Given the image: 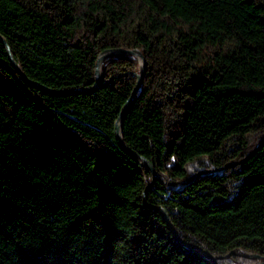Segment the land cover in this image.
Segmentation results:
<instances>
[{
  "label": "trees",
  "instance_id": "1",
  "mask_svg": "<svg viewBox=\"0 0 264 264\" xmlns=\"http://www.w3.org/2000/svg\"><path fill=\"white\" fill-rule=\"evenodd\" d=\"M0 36L52 89L145 60L122 148L135 56L53 93L0 42V264L264 257V0H0Z\"/></svg>",
  "mask_w": 264,
  "mask_h": 264
},
{
  "label": "water",
  "instance_id": "2",
  "mask_svg": "<svg viewBox=\"0 0 264 264\" xmlns=\"http://www.w3.org/2000/svg\"><path fill=\"white\" fill-rule=\"evenodd\" d=\"M0 42L5 47L8 62L10 63L12 68L19 75H21L27 82H29V83H31V84H33L35 86H38L40 88H43L45 90H48L50 92H53V93H60V92L68 91V90H72V89H74L76 91H88V90H91L92 88L96 87L98 85L99 81H100V78H101L100 62H101V59L105 55H108V54H129V55L136 56L137 59H138V63H139L138 69L136 71H128V73H130V74L135 76V81H134V83H133V85H132V87L130 89L129 96L123 102V104L120 107V110L118 111V113H117V115H116V117L114 119V122H113L114 135H115L116 139L118 140L120 146L122 148H125V146H124V144L122 142V139H121V132H120L121 121H122V118H123L128 106H129V104H130V98H131V96H133L135 90L137 89V87H138V85L140 83L141 76H142V73H143V70H144V64H145L144 57H143V55H142V53L140 52L139 49H137V48H122V47L105 48V49L101 50L100 53L96 57L95 64H94L93 82H92V84L90 86L74 87V88H66V89H52V88L46 87V86H44V85H42V84H40V83H38V82H36V81H34L32 79H29L28 77H26L24 75V73L21 71V69L19 68V66L16 64V62H15L14 58L12 57V54H11V52L9 50L8 45H7L5 39L2 36H0ZM130 152L133 153L132 151H130ZM137 156L140 159V164L143 165L150 172V174H151V180L150 181H152L156 177V174H155V170H154L151 162L148 161L145 157H143L141 155H137ZM160 211H161L163 219L165 220V222L167 223L169 228L173 231L174 234H176L175 231H174V228L172 226V223L169 221L165 211L163 209H160ZM192 247L196 251L201 252L202 254L208 256L211 259L215 258L214 255L208 253L207 251H205L203 249H200V248L196 247L195 245H193ZM259 262H264V257L261 260L256 261V262H254L252 264H258Z\"/></svg>",
  "mask_w": 264,
  "mask_h": 264
},
{
  "label": "rangeland",
  "instance_id": "3",
  "mask_svg": "<svg viewBox=\"0 0 264 264\" xmlns=\"http://www.w3.org/2000/svg\"><path fill=\"white\" fill-rule=\"evenodd\" d=\"M128 55H129V54H128ZM132 56H134V55H132ZM135 57H136V56H135ZM136 59H137V57H136ZM137 62H138V59H137ZM138 65H139V63H138ZM137 69H138V67H137ZM137 69H136V70H137ZM136 70H134V71H136ZM261 259H262V258H256L254 262L259 261V260H261ZM254 262H252V263H254ZM252 263H251V264H252ZM261 263H262V262H259L258 264H261Z\"/></svg>",
  "mask_w": 264,
  "mask_h": 264
}]
</instances>
